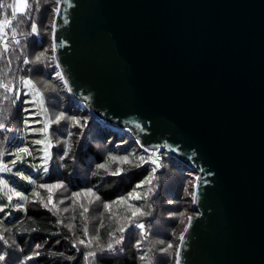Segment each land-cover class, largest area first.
<instances>
[{
  "label": "water",
  "instance_id": "95a60500",
  "mask_svg": "<svg viewBox=\"0 0 264 264\" xmlns=\"http://www.w3.org/2000/svg\"><path fill=\"white\" fill-rule=\"evenodd\" d=\"M60 9L52 39L70 94L196 171L180 264H264V0Z\"/></svg>",
  "mask_w": 264,
  "mask_h": 264
},
{
  "label": "trees",
  "instance_id": "16d2710c",
  "mask_svg": "<svg viewBox=\"0 0 264 264\" xmlns=\"http://www.w3.org/2000/svg\"><path fill=\"white\" fill-rule=\"evenodd\" d=\"M6 3H12V0H5ZM37 0H30L32 3V11L28 14L30 19H25L24 23L20 24L18 31L29 33L31 31V19H35L38 27V34L17 36L20 41L19 45H12L9 49L7 57L0 56V80L10 82L13 86V92L16 88L21 90V98L17 100L15 105H11L10 101L3 100L0 96V121H2L6 128L0 130V152L6 153L8 143L14 136V131H19L21 124L25 118L29 117L24 113V100L22 99V90L26 89L21 83V78H29L37 82V87L43 91L42 84L44 81H49L55 86V91L44 92L45 107L48 109V118H54V115L60 111H64L68 116H76L78 118L87 119V125L84 128L74 127L70 128V121H61L60 124L50 125L51 134H55V139H63L60 135L65 131L72 130V151L69 156L61 157L62 143L54 144L55 150L48 164V172L43 173L37 171L33 177L28 176L25 183L19 182L21 185L18 191L28 197L24 201V209L18 210L16 204L10 203L8 196L11 193H6L4 189H0V208L4 211L0 212V235L4 237L0 240V254H7L4 264H10V259H14V264H20L27 256H33V259L25 261V264H143L140 256L148 253L151 259V264H161L169 261L171 257L170 249L167 253L161 252L160 249L167 246L168 243H174V237L167 239L170 233L178 223L181 225L185 222L187 216L179 218L174 217V208L178 207V196L173 195L171 187L172 167L176 168L180 174L189 175L193 172L189 166L179 157L169 154L165 150H161L157 155L163 156L166 159H161L163 165L161 171H157L158 180L155 182L156 188L153 192L151 200H147L154 212V215L144 218L147 234L151 232L153 235L141 233L139 239L133 234L140 232V229L134 225H130L124 233L117 232V229L127 221L123 218L129 213L120 211L119 220L112 222L107 218L102 202L112 201L117 197L127 194L133 187L145 176L149 174L152 165L146 164L141 168L133 169L131 172L122 177L112 176H93L92 172L95 170V165L102 163L109 152L116 155H125L133 152L139 155H147L137 139L125 128L107 124L102 118L94 115L82 102H79L68 89L64 83L55 77V72L58 71L55 66L57 62L45 61L44 64H24V57L27 56L31 60L39 52L48 50L47 55L52 54L51 45L52 39V8L54 1L39 0V10H36ZM56 4V3H55ZM5 16H11V10L4 8L0 9V19ZM46 19V21H45ZM50 19V23L47 20ZM9 40L11 39V30L6 29ZM51 63V66L48 64ZM3 93V89H0ZM11 96V94H9ZM26 101V100H25ZM66 129V130H65ZM53 134V135H54ZM59 134V135H58ZM58 146L59 152L56 150ZM119 146V147H117ZM162 154V155H161ZM6 155L0 156V163ZM79 167L87 168L85 175H81ZM61 176V177H59ZM35 181V184L29 182ZM55 182H62L70 193L72 190H77L86 187H93L96 185L94 191L101 197L100 203H97L94 214L88 217L80 216V207L78 205L72 206L70 214L67 211H61L60 206L56 204V208L48 205L47 208L43 203H47L48 192L46 189L39 187L40 184H53ZM39 192L37 197L33 193ZM169 198H167L165 195ZM169 194V195H168ZM13 202L20 201L19 198L13 195ZM174 207V208H173ZM103 208V209H101ZM101 209V210H98ZM113 210V209H112ZM100 211V212H98ZM162 213V216L159 215ZM94 215V216H93ZM180 215V214H177ZM115 219V218H114ZM169 219H175L174 222H169ZM154 220V221H153ZM60 221V223H57ZM107 221V222H106ZM104 223V227L100 228V223ZM154 223V230L150 226ZM71 225V228L68 227ZM179 225V226H180ZM156 226H159V231H156ZM178 226V227H179ZM176 227L175 229H177ZM87 228L89 235H84V230ZM36 229V231H33ZM109 232L115 233L117 236L123 235L124 239L121 244L115 246L113 251H100L101 247L106 248V245L113 240V236L108 235ZM91 237H99L98 240H93L91 246H86L87 241ZM85 240L86 244L81 245L79 240ZM7 241V243H5ZM140 242L138 248L137 242ZM163 241V243H160ZM163 245L158 247L157 245ZM36 245H41L37 248ZM75 245V246H74ZM1 246H11L9 251L4 252ZM89 251L95 252V258L86 259ZM39 252V255H34ZM163 263V264H164Z\"/></svg>",
  "mask_w": 264,
  "mask_h": 264
},
{
  "label": "snow or ice",
  "instance_id": "6c2138e0",
  "mask_svg": "<svg viewBox=\"0 0 264 264\" xmlns=\"http://www.w3.org/2000/svg\"><path fill=\"white\" fill-rule=\"evenodd\" d=\"M45 2H49V0H45ZM60 2L61 0H56V7L53 8V14L54 17L56 15L60 14ZM32 3H30V0H14V3H6L5 0H0V9H10L11 10V16L10 18L5 16L3 19H0V56L7 57L9 53L10 47L14 45H19L20 41L17 39V36H27V35H33L38 34V27L35 19H31V31L29 33H25L23 31H18V28L20 24L24 23L25 19H30L29 13L32 11ZM39 0L36 2V10H39ZM66 22V21H65ZM6 29L11 30V39L9 40L8 32ZM52 30H53V37H55V31H56V22L55 18L52 21ZM56 48L57 45L55 41L51 45L52 54L50 56L47 55L48 50L45 49L44 51L39 52L35 57H33L31 60L27 56L24 57L23 63L24 64H44L47 60L48 62H55L56 57ZM48 66H51V63L48 64ZM57 68L60 67V65L57 63L55 65ZM56 79L62 81L64 83V86L68 87V82L65 78V75L61 71L55 72ZM20 83L28 89V92L32 94V100L31 101H24V103H37L40 108V113L45 116V119L43 121V127L39 129L38 131L42 132L44 134L43 140H35L33 141L34 144H44L45 147L43 149L44 157H43V164L44 172H48V168L46 167L49 159H51V153L49 149L52 148V143L50 142L48 138L49 134V127L53 124H60L61 121H70V128L74 127H80L84 128L87 125V119H81L76 116H68L66 112L60 111L54 115V118H48V109L45 107V99H44V92L46 91H55V86L52 85L49 81H44L42 84L43 91L41 88L37 87V82H34L32 79L29 78H21ZM0 89H3V93H0V96H2L3 100L10 101L11 105H15L17 103V100L21 98V90L20 88H16L15 92H13V86L10 82H5L4 80H0ZM69 91H71L70 88H68ZM11 94V96L9 95ZM25 111H28L27 109ZM29 115H33V113L29 112ZM25 123H28V121H25ZM39 123V121H37ZM6 128V125L0 121V130H3ZM29 131H37V129L29 128ZM68 137H72L74 134L72 131H68L67 133ZM58 144L62 143L64 145V156L59 157V159L63 160L64 157L69 156L70 152L72 151V144L69 139L64 140H58ZM139 143V141H137ZM144 152L147 153V155H139L137 156L135 154V150L133 152L125 154V155H116L113 152H109L107 156L104 158L102 163H98L95 165V170L92 172L93 176H112V177H122L125 174L131 172L133 169H138L143 167L146 164L152 165L151 170L149 171V174L144 177V179L140 180L131 191H129L126 195L117 197L115 200L112 201H101V197L97 194L94 189L96 188V185H93V187L84 188L79 191L72 193V203L75 205H78L80 208L83 209V211L80 212V216L84 217L86 213L89 212V207L85 206L84 203L81 202V199L87 201V204L89 206L97 204L102 202L103 208L106 213H111L112 206L113 205H119L123 207V211L125 213H129L130 215H125L123 218L127 221L126 224L119 227L117 229V232L124 233L125 230L130 226L134 225L136 228L140 229L141 233H143L145 236L147 235L145 231V225L143 222H139L140 217H144L149 215L150 213L146 210H144L143 205L137 206L135 203H132L133 201H147L151 194L155 191L156 184L155 182L158 180L157 177V171L158 169L162 168L163 165L160 162L161 157L157 155L158 148L156 150L150 151L148 148H144L143 145H140ZM119 147V146H117ZM23 154V155H21ZM5 155V153L0 152V156ZM16 159L12 161V164H16L18 161H22L25 156H31L32 153L29 151L28 147H21L16 150ZM39 167V166H37ZM12 169L8 167V165L0 163V172H11ZM25 179H29L28 177H25ZM199 177H197V180ZM31 183L35 184V181H31ZM0 185H2L4 188H7L8 185L4 180H0ZM147 186L146 191H141L142 189ZM195 187V185H193ZM40 188L46 189L48 192V200L47 203H41L45 208L48 207V205H51L52 208H56V204L53 203V194L61 189L65 188V185L62 183H54V184H40ZM11 191V189H9ZM35 196L39 197V192L33 193ZM13 195L20 200L27 201L28 197L23 195V193L20 192H13ZM13 195H9L7 198L9 201L13 199ZM192 201L195 202L197 199V193L195 191L191 192ZM65 199H69L68 197H65ZM63 203V201H61ZM148 207L150 208L151 205L149 204ZM16 208L18 210H23L24 205L23 204H17ZM4 209L0 208V212H3ZM64 211H68L67 208L64 209ZM192 217H188L189 224L191 223ZM57 223H60V221H57ZM69 228H71V225H68ZM100 228L104 227V223L101 222L99 225ZM33 231H36V229H33ZM188 231V227L185 226L183 232L180 233L179 240L181 243H183L184 240V233ZM84 235L88 236V230L85 228ZM108 235L113 236V240L106 245V248L101 247L100 251H113L115 250V246L121 244V242L124 239L123 235H120L119 238H115V233L109 232ZM4 237L0 235V240H3ZM99 237H91L86 244V241L81 239L78 241L79 244L86 246H91L93 240H98ZM7 243V241H5ZM160 243H163V241H160ZM75 246V245H74ZM138 248L140 247V242H137L136 245ZM37 248H40L41 245H36ZM173 248L172 243H168L166 247L160 249L161 252L167 253L170 249ZM39 252H35L34 255H39ZM96 253L89 251L87 253L86 259L88 258H95ZM176 256V264H180V249L179 247L176 248L175 251ZM33 259V256H27L24 258V260L20 261V264H25V261ZM5 260V255L0 254V261ZM140 260L143 262V264H151V259L148 256V253H144V255L140 256Z\"/></svg>",
  "mask_w": 264,
  "mask_h": 264
},
{
  "label": "rangeland",
  "instance_id": "374dc122",
  "mask_svg": "<svg viewBox=\"0 0 264 264\" xmlns=\"http://www.w3.org/2000/svg\"><path fill=\"white\" fill-rule=\"evenodd\" d=\"M53 1L56 3V0H53ZM12 3H14V0H12ZM55 3H54L53 8L56 7ZM53 8H52V11H50V12H53ZM52 19H54V14H53ZM45 21H46V19H45ZM47 23L48 24L50 23V19L47 20ZM57 69H58V71H60L59 68H57ZM22 94H23L22 99L24 101L25 100L26 101L32 100V94L30 92H28L27 88L22 90ZM81 102L84 104L83 101H81ZM24 108H29V109H27L28 111H25L26 109L24 110V113L26 115H29V112L33 113V115H31V116L29 115V117L25 118V120L21 124V128L19 131H17V130L14 131L15 132L14 136L11 137L12 139L8 143V146L6 149V153H5L6 156L4 157V159L1 162L3 164L8 165V167L12 169L11 172H0V180H4L8 185L7 188H4L2 185H0V189L1 188L4 189L6 193H11L10 195H13V192H20L21 193V191H18V189L21 185L19 182L25 183L26 182L25 177L31 176V178H32L33 175H35L34 173H36L39 170L42 171L43 173H45L44 172L45 165L43 164V157H44L43 149H44L45 145L33 143V141H35V140H43L44 139V134L38 130L43 127V121L45 119V116L40 113V108H39L38 104L35 102L25 103ZM25 121H28V123H25ZM37 121H39V123H37ZM29 128L37 129V131H29ZM51 128L52 127L50 126L48 138H49L50 142L52 143V148L49 149V151L51 153V157H52L54 150H55L54 144H56V141H58V140L62 141L63 139H55V134L54 133L51 134ZM70 131H72V130H70ZM67 133L68 132L65 131V133L63 132L60 135H63L64 139H69L71 142L72 137L69 138ZM71 144H72V142H71ZM21 147H28V149L32 153V155L31 156H25L22 161H18L16 164H12V161L16 159V155H15L16 150L18 148H21ZM56 150L59 152L58 146L56 147ZM64 150H65L64 145L62 144L61 153H60L61 156H64ZM159 152L160 151H158L157 153L159 154ZM21 155H23V154H21ZM160 157H161V159L167 158V157L164 158L163 156H160ZM49 161H50V159H49ZM49 161L46 165L47 168H48ZM37 166H39V167H37ZM86 169L87 168L79 167L81 175H82V173H83V175H85ZM190 169H192V168H190ZM158 170L161 171L162 168H160ZM171 170L173 173V174H171V177H170V179H172L171 187L173 189V193H174L173 195L176 194L179 198V200L177 202L178 207H176V208L173 207L175 209V211H172V213H174L173 215H174V217L176 216L175 217L176 219L179 218L180 216H182V219H184V216L185 217L187 216V218L185 219V222L182 223L181 225L178 223V226L180 225L179 227L175 226V228L178 227L177 229L174 228L170 233H168L167 239H171V237H174L175 242L173 243V248L170 251L171 257L169 258V261L164 263V259H163L160 262L161 264H163V263L164 264H175V259H176L175 251H176V248L179 244L180 233L183 232L185 226H187L188 217H190L191 214H193V212L191 210L192 204H193L191 192L194 191L193 185H194V181H195V177H196V171L193 169L192 173H189V175H184V174H180V172L176 168L172 167ZM59 177H61V176H59ZM29 182H31V180H29ZM55 183H62V182H55ZM86 188H88V187H86ZM146 188H147V186H145V188L142 189L141 191H146ZM9 189H11V191H9ZM81 189H84V188H81ZM81 189L72 190L70 193H68L69 189L65 186L64 189H61V190H59L53 194V199L58 204H61V201H63L64 206H62V204H61V206H60L61 211H64V209L67 208L68 209L67 212H68V214H70L72 206H75V204L72 203V200L74 199V198H72V193L79 191ZM23 195H25V194H23ZM163 195H165V194H163ZM152 196H153V193L149 197V199H148L149 201L151 200ZM165 196L167 198H169L167 195H165ZM65 197H68L69 199H65ZM45 198H48V197L46 196ZM13 199H14V197H13ZM13 199L11 201H9V200H7V201H9L10 203H14L16 205L24 202L23 200L13 202ZM81 202L84 203L85 206L89 207V212L86 213L85 216L88 217V219L90 220V215L94 214V212H95L94 207L98 208L97 204L89 206L87 204V201L84 200L83 198L81 199ZM132 203H135L137 206L143 205L144 210H146L150 213L147 216L139 218V222H143L145 225L144 218H147V217L154 215V212L150 210L151 207L150 208L148 207V205L150 203L148 201H144V200L133 201ZM102 206H103V204H102ZM101 209H103V208H101ZM101 209H98V210H101ZM112 209L113 210L111 211V213L107 214L108 215L107 218H109L112 222H114V221H117V219L119 220V216L121 215L119 210L123 211V207L119 206V205H113ZM80 211H83V209L81 208ZM98 212H100V211H98ZM177 214H180V215H177ZM160 215L162 216V213H159V215L157 217H159ZM169 222H172V223L174 222V224L176 223L175 219H169ZM150 229L154 230V223L150 226ZM159 229H160V227L156 226V231H159ZM145 231H146V233L148 232L146 230V226H145ZM127 232H129V229H127ZM153 234L154 233H152V232L150 234H147V238H149V235H153ZM133 235L137 239H139L141 236V231L138 232L137 234L134 233ZM117 238H119V236H117ZM157 246L162 247L163 245L158 244ZM1 248L4 252H6L5 250L9 251L11 249V246H4V247L1 246ZM5 258H7V254L5 255ZM15 262L16 261L14 259H10L9 263L14 264ZM0 264H4V261H0Z\"/></svg>",
  "mask_w": 264,
  "mask_h": 264
}]
</instances>
